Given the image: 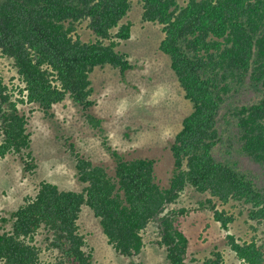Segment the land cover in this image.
Listing matches in <instances>:
<instances>
[{"label": "trees", "instance_id": "16d2710c", "mask_svg": "<svg viewBox=\"0 0 264 264\" xmlns=\"http://www.w3.org/2000/svg\"><path fill=\"white\" fill-rule=\"evenodd\" d=\"M140 2L142 19L163 25L159 47L170 56L193 105L170 145L174 168L168 186L157 179L155 158L125 157L90 111L95 67L109 64L124 73L135 66L117 48L120 39L131 36L132 24L121 20L132 0H0V53L11 59L24 83L15 94L0 73V160L18 153L24 169L33 173L37 161L31 133L18 104L37 103L53 116V105L67 96L98 128L115 160L111 173L65 138L84 188H60L42 179L36 193L24 196L11 212V228L0 233V264H93L94 249L79 223L83 205L99 218L117 253L140 254L145 230L155 222L157 243L166 247L170 264H187L189 237L178 217L188 208L169 206L188 185L209 194L199 200V208L213 211L237 257L264 264V241L256 236L240 240L230 232L235 215L217 205V200L243 202L249 218L264 222V0ZM85 20L96 39L86 41L76 33ZM41 229L44 246L36 240ZM43 251H51L53 259H44ZM224 260L223 251L215 248L196 264Z\"/></svg>", "mask_w": 264, "mask_h": 264}, {"label": "rangeland", "instance_id": "374dc122", "mask_svg": "<svg viewBox=\"0 0 264 264\" xmlns=\"http://www.w3.org/2000/svg\"><path fill=\"white\" fill-rule=\"evenodd\" d=\"M187 1L179 0L181 5ZM132 2L121 20L132 24L131 36L120 39L117 48L126 52L135 66L124 73L109 64L96 66L91 73L94 87L91 98L95 104L90 111L101 118L109 142L125 157L155 158L157 179L162 186H168L174 168L170 145L193 105L171 67L170 56L159 47L165 35L163 25L143 20L140 0ZM76 33L86 41L96 39L87 20L78 24ZM0 73L15 94L24 86L11 59L1 53ZM18 106L27 116L37 167L33 173L25 170L21 155L14 152L0 160V233L11 228V212L23 202L24 196L36 193L42 179L55 182L60 188H84L86 183L78 178L75 157L67 149L65 138L94 163L104 164L111 173L115 172V160L102 144L101 132L86 120L81 107L70 96L53 105V116H47L37 103L20 102ZM208 197V193L188 185L179 201L169 206L188 208L178 217L189 237L187 264L201 262L215 248L223 251L224 264H246L228 245L227 232L213 211L199 208V200ZM217 205L235 215L230 232L240 240L256 236L259 242L264 241V222L249 218V205L237 200L226 204L217 200ZM79 223L94 249L93 264H170L166 247L157 243L160 235L155 222L145 230L146 245L142 252L132 256L117 253L109 244L99 218L88 205H83ZM45 235L44 229L36 235L39 245L44 246ZM42 255L44 259H53L51 251H43Z\"/></svg>", "mask_w": 264, "mask_h": 264}]
</instances>
